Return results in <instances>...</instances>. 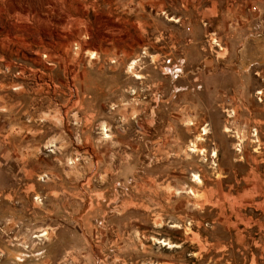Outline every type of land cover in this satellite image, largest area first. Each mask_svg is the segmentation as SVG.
Here are the masks:
<instances>
[{
    "label": "rangeland",
    "instance_id": "374dc122",
    "mask_svg": "<svg viewBox=\"0 0 264 264\" xmlns=\"http://www.w3.org/2000/svg\"><path fill=\"white\" fill-rule=\"evenodd\" d=\"M241 1L0 0V264H264Z\"/></svg>",
    "mask_w": 264,
    "mask_h": 264
},
{
    "label": "crops",
    "instance_id": "0c3cea01",
    "mask_svg": "<svg viewBox=\"0 0 264 264\" xmlns=\"http://www.w3.org/2000/svg\"><path fill=\"white\" fill-rule=\"evenodd\" d=\"M203 2H206V4H209V6H210V8L209 9H207V10H209L210 12L213 10V6H216V5H226V6H233L234 4H235V2H236V0H202ZM241 2H244V3H249V4H251V5H255V4H258V5H264V0H242ZM228 10H229V8H228ZM212 18L213 17H217V12L215 13V15L214 16H211ZM232 17H235V14H232ZM211 18V19H212ZM209 20V18L208 17H206V18H203V20ZM235 20V19H234ZM233 20V21H234ZM245 31L247 32V30H249L250 28H249V26H248V24H246L245 25ZM247 34H249V33H247ZM251 40V39H250ZM253 41V40H252ZM253 44H254V42H252ZM249 46V44L247 45L246 44V49H245V55H246V57H248V58H250L251 57V51H250V48L248 47Z\"/></svg>",
    "mask_w": 264,
    "mask_h": 264
},
{
    "label": "bare ground",
    "instance_id": "6f19581e",
    "mask_svg": "<svg viewBox=\"0 0 264 264\" xmlns=\"http://www.w3.org/2000/svg\"><path fill=\"white\" fill-rule=\"evenodd\" d=\"M18 6H19V4H18ZM20 6H21V5H20ZM14 7H15V6H14ZM16 7H17V4H16ZM16 7H15V8H16ZM7 11H8V10H7ZM16 11H17V10H16ZM11 12H12V11H11ZM13 15H14V14H13ZM13 17H15V16H13ZM20 19H21V18H20ZM259 94H260V92H259Z\"/></svg>",
    "mask_w": 264,
    "mask_h": 264
}]
</instances>
